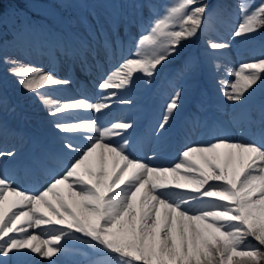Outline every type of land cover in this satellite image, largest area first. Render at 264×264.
Listing matches in <instances>:
<instances>
[{
    "label": "snow or ice",
    "instance_id": "6c2138e0",
    "mask_svg": "<svg viewBox=\"0 0 264 264\" xmlns=\"http://www.w3.org/2000/svg\"><path fill=\"white\" fill-rule=\"evenodd\" d=\"M207 8L199 0H169L137 41L135 53L102 74L95 102L86 97L63 98L49 89L69 80L5 61L12 65L9 72L17 83L54 118L55 128L76 134L84 143L62 145L76 155L38 193H26L0 174V264H7L2 258L20 250L51 259L69 237L87 238L82 242L114 254L116 264H264V143L216 137L206 145L186 147L174 165L159 166L129 154V141L123 137L133 127L131 122L101 124L98 117H79L74 111L102 113L110 106L106 101L126 91L137 73L153 77L165 61L180 55L183 40L196 35ZM238 10L234 36L264 28V0H241ZM100 35H105L103 29ZM75 40L74 47L85 62L89 56L95 58V47L78 37ZM208 46L219 50L227 45L209 41ZM102 47L107 56L115 51L116 40L105 39ZM196 68V61L186 60L182 73L193 75ZM230 75L235 82L224 95L241 102L258 81L264 82V53L230 70ZM181 95L177 90L166 104L161 130L178 108ZM194 154H199V162ZM14 155L0 151V159Z\"/></svg>",
    "mask_w": 264,
    "mask_h": 264
},
{
    "label": "rangeland",
    "instance_id": "374dc122",
    "mask_svg": "<svg viewBox=\"0 0 264 264\" xmlns=\"http://www.w3.org/2000/svg\"><path fill=\"white\" fill-rule=\"evenodd\" d=\"M213 1L199 0L200 3L208 5L207 11L203 14L202 24L195 36L181 42L180 55L171 57L169 64L163 65L159 73L156 72L161 76L160 84L153 88L145 101L142 100L143 97L136 88H132V85L126 91H118L116 97L130 103H125L126 107L119 114L115 116L112 114L107 120L109 122L128 121L133 124L132 128L126 130L123 137L129 141L127 150L133 158L154 165L170 166L179 162L180 153L186 147L203 146L216 137H227L231 141L244 143H264V123L261 122L264 101H254V98L264 95V82L259 81L261 84L253 86L241 101L248 102L253 99V107L250 109L256 114L253 119L243 114L244 110L238 109L236 105L239 102L230 101L224 95L225 91L231 92L230 83L235 82V77L230 75V70L238 69L242 63L251 62L260 57L264 53V37L257 33L234 36L233 33L240 18L239 10H235L230 28L224 33L222 39H219L218 27L215 24L217 22L223 24L231 16L225 17L223 5L219 0H216L217 3L212 7ZM9 2L10 0L3 2L0 7V37L8 33L15 34L21 44H11L9 40L8 43L0 42V47H3L0 49V151L15 153L14 157L0 159V174L10 178L18 188L32 194L43 190L46 184L51 182V178L56 175L52 166L65 163V158L71 159V156L76 155V153L65 151L62 145L71 142L73 145L82 146L84 141L76 134L64 135L55 128L52 123L54 118L48 115L32 93L27 92L17 83L18 78L9 72L12 65L5 61H17L18 65L23 67H38L71 83V72L79 70L73 69L72 58L81 56L74 47L76 41H70L71 38L78 37L89 42L96 48L97 53L99 49L104 51L102 45L105 39L116 40L115 51H109L106 57L99 58L102 66L92 65L95 71L92 78L95 82L91 87V93L85 90L87 86L82 82L81 76L86 75L82 70L78 73L81 75L77 81L80 86L71 87L70 90L64 87L65 85L54 88L63 98L86 97L95 102L100 91L96 85L102 74L122 57H128L134 53L132 49L136 41L135 27L141 29L143 35L147 34L151 20L162 12L163 6L169 0H23L21 1L23 10L10 7ZM240 2L235 0L237 9ZM249 2L259 3V0H249ZM148 10L152 13L150 12L147 17ZM13 26L21 28L20 31L16 33ZM101 29L105 32L104 36L100 35ZM82 30L85 34H79ZM122 36L128 37L124 45L120 44ZM209 37L225 43L227 45L225 51L212 50L208 46ZM188 42H191V45ZM199 42L202 45L197 54L195 48ZM186 60L196 61V72L202 71L209 77L211 80V85H208L209 90L212 94H216L219 102L216 98L217 102L206 99L208 93L204 103L207 106L206 112L199 114L202 117L201 120L192 110H185L179 104L166 127L161 130L159 124L162 122L166 104L170 98L177 90L188 94V91L192 89V87L185 88V84H181V87L177 85V78L171 73L169 67L175 66L182 73V65ZM219 62H223L222 65ZM52 67L64 74L57 73ZM147 79L142 77L143 82ZM198 81L196 76V81L190 82L189 86L195 85ZM161 95L166 97L162 98ZM114 98L106 102L112 103L115 101ZM16 99L25 103L24 107L30 111V120L22 117V113L16 107H13L10 112L8 105L15 103ZM195 106L199 107L198 104ZM246 107L249 108L248 105ZM74 111L79 117L99 118L95 111ZM122 117L124 120H120ZM100 122L108 124L106 121L100 120ZM157 134H165L163 141L166 147L164 144L160 146L164 148L163 150L153 152L155 138L160 137ZM113 139L123 142L119 137ZM194 159L199 162V154H194ZM63 190L61 186V191ZM83 239L87 238L64 239L60 245L61 251L51 259L47 258L45 264H66L68 261L66 256L70 254L69 249L72 248L73 241L81 242L88 248V244L82 242ZM100 251L99 259L92 264H116L114 254ZM2 259L7 260V264H39L37 255L30 250H20Z\"/></svg>",
    "mask_w": 264,
    "mask_h": 264
},
{
    "label": "bare ground",
    "instance_id": "6f19581e",
    "mask_svg": "<svg viewBox=\"0 0 264 264\" xmlns=\"http://www.w3.org/2000/svg\"><path fill=\"white\" fill-rule=\"evenodd\" d=\"M219 2H221V4L223 5V8H224V15L225 17L227 16H231V18H227L225 20V22L223 24H220V23H216L215 25L218 27L217 28V31H218V34H217V37H219V39H222L224 33L227 32V30L230 28V23L232 22V18L235 16L234 15V11H235V7H234V4H235V0H219ZM210 41H216L218 42L217 39H214L213 37H209ZM128 40V37L127 36H122L121 37V41H120V44L121 45H124L126 43V41ZM220 42V41H219ZM226 48V47H225ZM225 48L223 49H219L221 51H225ZM225 55H228V54H225ZM229 56V55H228ZM104 58L106 57L105 54H104V51L102 49H99L98 50V53H97V56H95V58H93L92 56H90L87 61L85 62L81 56H75L74 58H72V63H73V69H79L77 70L78 72H75L72 71L71 74H70V78H71V83L70 84H67L65 85L64 87H67L68 90L71 89V87L73 88L74 86H80L77 84V81H78V78H80L81 75H79V71L82 70L84 71V74L86 76H81V78H83L82 82H84V84L87 86L85 88V90L89 93H91V87L94 85V79L92 78V74L95 72L94 69L92 68V65L96 66V67H101L102 66V62L99 60V58ZM227 57V56H226ZM68 60V59H67ZM166 62V61H165ZM164 62V63H165ZM163 63V64H164ZM223 62H219L220 65H222ZM227 62H225L224 64H226ZM228 64H226L227 66ZM225 66V67H226ZM162 66H160L158 68L157 71H159V69H161ZM53 70L57 71V73H60L61 75H63L64 73L61 72V71H58L56 70L54 67H52ZM65 72L67 73V71L65 70ZM56 74V73H55ZM261 83L258 81L257 82V85H254V86H259ZM256 88V87H255ZM50 91H53L55 94L59 95V93H57L55 91L54 88H50L49 89ZM85 91V93H87ZM88 94V93H87ZM89 95V94H88ZM114 102L112 103H108L110 106L107 108V109H104L102 110V113H96L95 114L97 116H99V120L101 119L103 122H107L109 123V121L107 120V118L109 117V115H112V114H119L125 107V103H121L122 100H120L118 97L114 98ZM86 111V110H84ZM88 112H93L94 110H87ZM120 120H124V118H120ZM66 133H64L65 135ZM164 136V135H163ZM161 136V137H158L155 139V142L157 141V145H154L153 147V150L154 152L156 151H159V147L162 146L164 144V137ZM53 158V156H52ZM54 160H57L56 158H54ZM70 160V158H65V163H59L58 166H52V170L54 173H59L63 170V167L68 163V161ZM56 163H58L57 161H54ZM33 190V189H32ZM9 200L12 199L11 196H9L8 198ZM42 228H47V227H44L42 226ZM30 231L34 234H37L40 232V230L38 229H30ZM47 236H44L42 235L41 238L44 239L46 238ZM35 243H39V241H35ZM37 255V258L39 259V264H45L46 261L48 260L47 258H43L41 256H39L38 254Z\"/></svg>",
    "mask_w": 264,
    "mask_h": 264
},
{
    "label": "trees",
    "instance_id": "16d2710c",
    "mask_svg": "<svg viewBox=\"0 0 264 264\" xmlns=\"http://www.w3.org/2000/svg\"><path fill=\"white\" fill-rule=\"evenodd\" d=\"M7 1L8 0H0V7L2 6L3 2H7ZM21 1H23V0H10V2H9L10 7H13V8H16L19 10H23V5L21 4ZM149 1H152V0H149ZM148 16H149V14H148ZM13 28L15 29L16 33H18L21 29V28L20 29L17 28L16 26H13ZM258 31L261 33H264V28H261ZM82 33H84V31H82ZM141 35H142V33L140 32V36ZM16 38L17 37L15 34H11V33L9 34L8 33L7 35H3V37H0V42L4 41V43H8V40H9L11 44L20 45L21 43ZM191 42L193 43V41H191ZM191 42H188V43H190V45H191ZM1 44H3V43H1ZM0 49H3V47H0ZM263 97H264V95H260V96H258V98H255V99L261 100ZM248 239H249V241H251V243H253V244L256 243L251 238H248ZM71 245H72V248L69 249L70 254L66 256V258H68V261L66 262V264H92V263H95L100 257L101 251L100 250H94L91 247H89V245H88V248H86L82 245L81 242H78V241L77 242L73 241V243Z\"/></svg>",
    "mask_w": 264,
    "mask_h": 264
},
{
    "label": "water",
    "instance_id": "95a60500",
    "mask_svg": "<svg viewBox=\"0 0 264 264\" xmlns=\"http://www.w3.org/2000/svg\"><path fill=\"white\" fill-rule=\"evenodd\" d=\"M234 7H235V10L238 11V9H237V7L235 5H234Z\"/></svg>",
    "mask_w": 264,
    "mask_h": 264
}]
</instances>
